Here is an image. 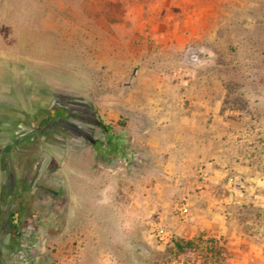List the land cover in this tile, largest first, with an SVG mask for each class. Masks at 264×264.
<instances>
[{
    "label": "rangeland",
    "instance_id": "1",
    "mask_svg": "<svg viewBox=\"0 0 264 264\" xmlns=\"http://www.w3.org/2000/svg\"><path fill=\"white\" fill-rule=\"evenodd\" d=\"M256 12L264 14V0H0V15L18 21L0 39V149H16L0 160V264H264V185L235 179L230 170L214 190L216 197L237 192L214 204L229 232L209 228L186 238L190 200L170 198L163 206L156 198L159 168L144 152L142 135L131 133L129 113L114 121L96 107L102 86L108 93L110 85L123 86L105 77L101 83L96 40L103 52L142 53L144 63L187 73L204 57L197 37L214 30L209 23L223 38L237 36L241 17ZM53 106L71 114L56 135L19 136ZM109 143L122 150L99 155ZM247 158L264 174L257 146ZM196 176L193 194L202 189L203 177ZM183 203L185 218L176 211ZM158 224L166 243L154 236ZM180 239L192 240V248L177 252L173 242Z\"/></svg>",
    "mask_w": 264,
    "mask_h": 264
},
{
    "label": "crops",
    "instance_id": "2",
    "mask_svg": "<svg viewBox=\"0 0 264 264\" xmlns=\"http://www.w3.org/2000/svg\"><path fill=\"white\" fill-rule=\"evenodd\" d=\"M241 18L243 32L227 38L217 32L216 23L208 24L214 30L197 37L204 57L187 73L165 62L144 63L142 53L125 55L118 48L103 52V44L96 40V73L101 83L105 77L123 84L116 91L110 85V93L101 87L96 96L98 113L114 121L129 113L134 121L131 133L142 135L144 152L159 168L156 198L163 206L170 198L190 200L186 238L209 228L229 232L214 204L236 198L237 192L216 197L214 190L230 170L238 175H233L235 179L264 185V174L245 163L256 146L264 154V14ZM12 23H18L17 17L0 15V39H7L6 25ZM10 147L0 149L1 161L16 150ZM236 149L247 156L234 155ZM104 150L122 147L109 143L98 147L99 155ZM196 174L203 177L202 189L193 194L192 186L198 188Z\"/></svg>",
    "mask_w": 264,
    "mask_h": 264
},
{
    "label": "flooded vegetation",
    "instance_id": "3",
    "mask_svg": "<svg viewBox=\"0 0 264 264\" xmlns=\"http://www.w3.org/2000/svg\"><path fill=\"white\" fill-rule=\"evenodd\" d=\"M71 114L62 113L61 111L55 110V106L53 109H50L48 113L36 124H31L24 133H21L19 136H25V140H30L35 136L44 135L45 133H51L56 135L59 131L57 126L60 125V121L63 118H70ZM73 118L78 119L77 116H73ZM82 121H90L89 119L82 118ZM23 141V139H19ZM19 140H15L14 143ZM24 140V141H25Z\"/></svg>",
    "mask_w": 264,
    "mask_h": 264
},
{
    "label": "built area",
    "instance_id": "4",
    "mask_svg": "<svg viewBox=\"0 0 264 264\" xmlns=\"http://www.w3.org/2000/svg\"><path fill=\"white\" fill-rule=\"evenodd\" d=\"M189 59L192 62H196L197 61V55L191 54L189 56ZM176 211L181 218H185L189 214L187 205L185 203L179 204L176 207ZM153 231H154V236H155L157 241H159L161 243H166L168 241V234L161 224L156 225V227L154 228Z\"/></svg>",
    "mask_w": 264,
    "mask_h": 264
},
{
    "label": "trees",
    "instance_id": "5",
    "mask_svg": "<svg viewBox=\"0 0 264 264\" xmlns=\"http://www.w3.org/2000/svg\"><path fill=\"white\" fill-rule=\"evenodd\" d=\"M100 128L104 131H108L109 128L103 123L102 120L99 119V124ZM19 244L18 240H17V235L16 234H11L10 237V242H9V246L11 249H15L17 247V245ZM193 241L192 240H176L173 242V246L174 249L177 252H183L184 250H189L192 248L193 246Z\"/></svg>",
    "mask_w": 264,
    "mask_h": 264
}]
</instances>
